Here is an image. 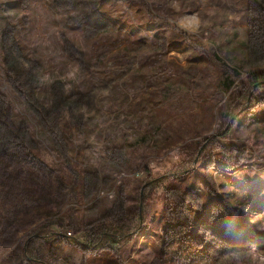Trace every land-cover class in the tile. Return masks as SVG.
Instances as JSON below:
<instances>
[{
  "label": "rangeland",
  "instance_id": "374dc122",
  "mask_svg": "<svg viewBox=\"0 0 264 264\" xmlns=\"http://www.w3.org/2000/svg\"><path fill=\"white\" fill-rule=\"evenodd\" d=\"M7 105L0 264H264V0H0Z\"/></svg>",
  "mask_w": 264,
  "mask_h": 264
},
{
  "label": "trees",
  "instance_id": "16d2710c",
  "mask_svg": "<svg viewBox=\"0 0 264 264\" xmlns=\"http://www.w3.org/2000/svg\"><path fill=\"white\" fill-rule=\"evenodd\" d=\"M179 35L183 39L187 38L185 33L181 32L179 33ZM191 46L199 53L208 50L206 46L203 45L201 46L196 42H193V45ZM209 53H211L212 59H214L218 65L224 67L226 66L227 68H229L226 64L223 63V61H221V59L214 52H209ZM11 68L17 69V65L15 61L11 62ZM230 71H231V75L235 74L234 69H231ZM32 82H34V85L31 86V89L36 85L35 84L36 79H34ZM255 83L257 84V87L263 85L262 81L256 80ZM31 92L33 91L31 90ZM249 93L250 91H247L246 94L244 95V98H247ZM244 108H246V105L242 104L239 109L232 110L230 113L231 117L236 116L238 112L244 110ZM3 110L4 111L0 110V141L5 142L11 137H14L16 139L18 138L22 141H26L27 138L29 140H35V138H37L36 132L34 134L31 129H25L26 127L22 128L17 133H15L14 126H10L9 124L7 125L5 122L8 117V112L11 111V108L7 105L6 107H4ZM204 146H206V144L202 145L201 149H203ZM176 173L178 172L176 171ZM166 175L167 174L160 175L154 178L152 181L163 179ZM136 216L138 217V212ZM130 219H132V217L129 214V211L126 208H123L122 205H118L114 207V209L104 217V221L88 226L86 230H84L83 240L73 238L70 242L84 248H94V249L112 248L119 250L123 243L125 244L128 243L131 240V238L134 236V234L128 235L127 233L128 221ZM51 232H52L51 230L46 228V225H41L39 229L36 230L34 235L38 238H41L45 234ZM56 235H59V233H56ZM26 257L28 259L36 260L35 258L33 259L32 257H29V255H27Z\"/></svg>",
  "mask_w": 264,
  "mask_h": 264
},
{
  "label": "clouds",
  "instance_id": "9594fccd",
  "mask_svg": "<svg viewBox=\"0 0 264 264\" xmlns=\"http://www.w3.org/2000/svg\"><path fill=\"white\" fill-rule=\"evenodd\" d=\"M77 70H78V69H72L71 71H69V72L67 73V77H66V78H68V79L73 78V77H74V74H75V72H76ZM43 79H44L45 81H48V80H49V77L45 76ZM261 260L264 261V256H261Z\"/></svg>",
  "mask_w": 264,
  "mask_h": 264
},
{
  "label": "water",
  "instance_id": "95a60500",
  "mask_svg": "<svg viewBox=\"0 0 264 264\" xmlns=\"http://www.w3.org/2000/svg\"><path fill=\"white\" fill-rule=\"evenodd\" d=\"M196 160V159H195ZM138 211H139V218L141 217V207L139 206V209H138Z\"/></svg>",
  "mask_w": 264,
  "mask_h": 264
}]
</instances>
